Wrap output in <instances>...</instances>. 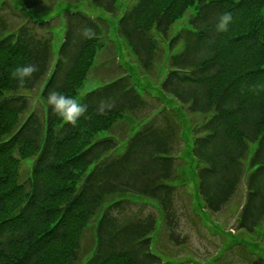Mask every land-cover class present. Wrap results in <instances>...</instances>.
I'll return each instance as SVG.
<instances>
[{"label": "trees", "instance_id": "16d2710c", "mask_svg": "<svg viewBox=\"0 0 264 264\" xmlns=\"http://www.w3.org/2000/svg\"><path fill=\"white\" fill-rule=\"evenodd\" d=\"M20 1L28 11L45 0ZM118 2L91 0L113 15ZM8 5L0 8V264H172L153 244L160 215L170 239L185 241L175 207L183 186L177 114L163 108L138 116L150 104L125 71L81 99L87 111L76 125L61 120L45 98L53 90L77 96L109 23L66 10L55 55L54 18L28 17L12 28L1 14ZM192 9L186 29L168 39ZM225 13L232 20L221 32L217 24ZM117 32L146 71L156 62L160 39L168 41L160 90L205 117L184 145L198 164L197 196L218 213L245 182L237 228L254 234L264 223V0H138L118 19ZM27 64L37 70L21 84L11 73ZM46 77L44 117L32 111L21 122L29 105L19 91L33 90ZM135 115L141 125L118 153L121 142L110 131ZM102 132L110 135L98 137ZM29 158L32 173L23 181L20 163ZM135 205H153L157 214ZM90 227L93 244L84 251Z\"/></svg>", "mask_w": 264, "mask_h": 264}, {"label": "rangeland", "instance_id": "374dc122", "mask_svg": "<svg viewBox=\"0 0 264 264\" xmlns=\"http://www.w3.org/2000/svg\"><path fill=\"white\" fill-rule=\"evenodd\" d=\"M4 1L9 2L11 6L5 7L1 14L5 15L12 28L21 25L28 17L39 21L54 18L55 55L59 52L65 32L64 12L66 10H83L92 16L102 17L108 21L109 29L104 37V46L98 52L86 81L77 93L80 100L104 82L127 71L133 75L138 91L150 104L149 108L138 113V116H145L154 109L163 108L173 110L177 114L182 128L183 145L178 173L181 178L180 184L183 186H180L177 191L175 207L179 213L177 233L181 238H185V241L177 244L170 239L169 231L164 226L163 217L160 215L157 232L154 234L153 250L172 264H264V223L254 234H248L237 228L242 207L246 202V183H242L232 200L218 213L209 212L197 196L199 182L194 167L196 168L198 164L189 154L187 146L184 145L191 139L193 127L201 124L205 117L200 114H191L186 107L160 90V85L167 72V59L171 53L168 41L160 39L156 62L150 71H146L139 65L127 42L118 35V19L138 0H119L115 15L96 8L91 0H45L38 8L28 11L22 8L20 0H0V8ZM193 11L194 9L187 12L182 19L173 24L168 39L186 29L189 16ZM24 12L27 16L23 14ZM179 49L181 46L176 51ZM47 77L33 90L19 91L18 95L24 96L29 105L27 111L20 117L21 122L32 111L44 117L45 107L41 93ZM138 116H128L118 121L110 131L121 142L118 153L124 150L129 136L140 127L142 119ZM110 133L102 132L98 137H106ZM33 164L34 159L32 158L21 161L19 172L21 180L25 181L31 175ZM133 209L142 210L146 214L149 212L157 214L153 205L147 207L135 205ZM92 244L93 230L90 227L84 234L82 244L84 251L89 250Z\"/></svg>", "mask_w": 264, "mask_h": 264}, {"label": "clouds", "instance_id": "9594fccd", "mask_svg": "<svg viewBox=\"0 0 264 264\" xmlns=\"http://www.w3.org/2000/svg\"><path fill=\"white\" fill-rule=\"evenodd\" d=\"M231 20L232 17L229 13L221 15L217 24V29L221 32L227 31ZM84 34L89 38L92 35L89 30H85ZM36 70L37 69L33 65H21L16 67L11 75L14 79L23 84L26 79L30 78L32 74L36 72ZM45 102L58 118L67 122L69 125H76L87 111L86 106L81 102L79 97L68 95L62 90H53L49 92L45 98Z\"/></svg>", "mask_w": 264, "mask_h": 264}]
</instances>
